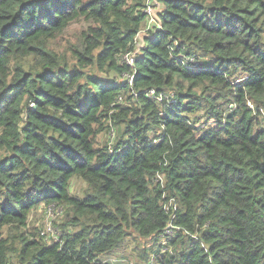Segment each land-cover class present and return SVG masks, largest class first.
I'll use <instances>...</instances> for the list:
<instances>
[{
	"label": "trees",
	"instance_id": "1",
	"mask_svg": "<svg viewBox=\"0 0 264 264\" xmlns=\"http://www.w3.org/2000/svg\"><path fill=\"white\" fill-rule=\"evenodd\" d=\"M156 1L140 33L146 0H0V264H111L132 234L139 264H264V0Z\"/></svg>",
	"mask_w": 264,
	"mask_h": 264
},
{
	"label": "rangeland",
	"instance_id": "2",
	"mask_svg": "<svg viewBox=\"0 0 264 264\" xmlns=\"http://www.w3.org/2000/svg\"><path fill=\"white\" fill-rule=\"evenodd\" d=\"M155 12L156 14L158 11H160V5H158L157 1L155 0L154 3ZM79 29L78 24L72 25L68 31L64 34V36L60 39H58L59 47L63 48L64 46L68 45V41L73 42L75 41V35L76 31ZM143 45V44H141ZM133 51L136 53L138 52V48H133ZM264 116V111H263ZM261 125L264 126V118L260 120ZM84 183L76 180L74 181L70 186V192H76L81 195V189H83ZM63 210L56 207H50L48 209L47 206L40 205L37 209H34L29 217L28 220V228L30 226H35L38 228V230H41L43 226L46 224V222L52 220V224L56 230L60 231L58 229V225L63 220ZM153 245V241H150V239H141L139 237H135V235L132 234V236L127 237L120 246L113 251V253L106 258H102L104 261H109L111 264H139L140 263V256L139 252L142 248L149 247ZM155 249V247H154Z\"/></svg>",
	"mask_w": 264,
	"mask_h": 264
},
{
	"label": "built area",
	"instance_id": "3",
	"mask_svg": "<svg viewBox=\"0 0 264 264\" xmlns=\"http://www.w3.org/2000/svg\"><path fill=\"white\" fill-rule=\"evenodd\" d=\"M154 3H155V0H146L145 12L147 16H146L145 24L143 28L141 29L140 33L145 32L146 30L150 29L153 26L160 27V24H158L157 22V14L155 12ZM140 38H141V35H138L136 37L135 45H134V48H138V52H139V49L142 47V45L140 44V41H141ZM136 57H137V53L131 49L121 55V60L123 63L133 68V64H134ZM124 76H126L129 79H132L133 77L130 73H125ZM146 95L157 103H161L163 98L169 97L168 94L158 92L155 89L147 90ZM119 100H121V97H119ZM172 101L173 99H171L170 102ZM157 176L159 179H161V175L158 174ZM50 207H53V206H48V209H50ZM163 209L169 214L170 218L163 231V235L161 236V239L159 240V245L163 246L161 249V252L165 250L170 252V248L165 247L167 243L166 240L171 239L174 236V232L179 229V227L174 223V220L176 217L175 212L177 210L175 199L171 197L168 200H166L163 204ZM40 235L43 236L44 239H46L49 243H53L58 240L59 231L56 230V228H54L52 224V220H50L46 222V224L43 226V228L40 231ZM152 261H153V258H151L150 264L152 263Z\"/></svg>",
	"mask_w": 264,
	"mask_h": 264
},
{
	"label": "crops",
	"instance_id": "4",
	"mask_svg": "<svg viewBox=\"0 0 264 264\" xmlns=\"http://www.w3.org/2000/svg\"><path fill=\"white\" fill-rule=\"evenodd\" d=\"M140 40H141V41H140V44H143V40H142L141 38H140Z\"/></svg>",
	"mask_w": 264,
	"mask_h": 264
}]
</instances>
